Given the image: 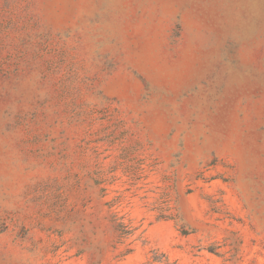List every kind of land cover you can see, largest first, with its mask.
<instances>
[{"label": "rangeland", "instance_id": "rangeland-1", "mask_svg": "<svg viewBox=\"0 0 264 264\" xmlns=\"http://www.w3.org/2000/svg\"><path fill=\"white\" fill-rule=\"evenodd\" d=\"M0 264H264V0H0Z\"/></svg>", "mask_w": 264, "mask_h": 264}]
</instances>
